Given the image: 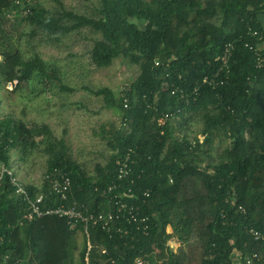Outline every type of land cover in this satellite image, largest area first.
Listing matches in <instances>:
<instances>
[{
    "label": "trees",
    "instance_id": "16d2710c",
    "mask_svg": "<svg viewBox=\"0 0 264 264\" xmlns=\"http://www.w3.org/2000/svg\"><path fill=\"white\" fill-rule=\"evenodd\" d=\"M56 2L52 13L32 0H0V87L47 78L71 90L38 53L23 56L7 40L11 14L12 28L21 15L43 43L81 29L97 34L89 51L94 68L121 59L139 73L118 96L107 87L85 89L119 120L100 128L110 155L94 174L70 158L48 125L9 116L0 117V164L10 167L14 150L22 160L39 150L47 167L40 187L24 185L31 198L42 193L46 204L60 203L45 178L57 169L70 179L68 204L106 213L101 192L113 182L119 187L111 194H123L137 221L90 225L87 253L82 224L70 228L55 216L20 224L27 205L5 177L0 264H233L235 252L262 254L246 229L264 230V0H96L89 15ZM187 114L199 116L201 140L176 135ZM123 162L128 174L118 181Z\"/></svg>",
    "mask_w": 264,
    "mask_h": 264
},
{
    "label": "rangeland",
    "instance_id": "374dc122",
    "mask_svg": "<svg viewBox=\"0 0 264 264\" xmlns=\"http://www.w3.org/2000/svg\"><path fill=\"white\" fill-rule=\"evenodd\" d=\"M40 3L49 12L58 11L56 0H32ZM65 9L78 14L92 13L96 0H59ZM13 14L9 16L7 40L19 45L23 56L38 53L54 68L61 84L70 91L61 90L55 80L47 78L31 79L18 89L12 85L0 87V117L9 116L26 124H46L56 138L64 139L67 153L88 175L94 174L95 165H105L110 151L101 139L100 128L108 122H119L117 112L106 109L102 98L96 97L85 89L96 90L107 87L116 96L138 75L136 64L116 59L107 68H94L89 61V51L99 35L81 29L51 44L43 43L41 35H29L31 27ZM202 124L198 115L187 114L176 124V135H186L189 139L199 136ZM36 140H39L37 138ZM214 146L218 147L216 141ZM14 150L10 153V167L15 176L24 184L40 187L47 167V155L33 150L25 160Z\"/></svg>",
    "mask_w": 264,
    "mask_h": 264
},
{
    "label": "built area",
    "instance_id": "2783aa9c",
    "mask_svg": "<svg viewBox=\"0 0 264 264\" xmlns=\"http://www.w3.org/2000/svg\"><path fill=\"white\" fill-rule=\"evenodd\" d=\"M26 13V12H25ZM229 48L225 49L223 54L222 63L226 67L227 58L229 57ZM203 82H206L204 79ZM184 95L182 94L181 97ZM120 164V163H119ZM128 166L126 162L121 163L118 168L117 180L120 181L128 174ZM8 178V186L13 190L15 196L21 198L23 203H26L27 210L22 217V221L30 222L36 218H42L44 216H55L63 218L67 221L70 228H75L78 224L83 226V234L86 239V252L91 249L90 236L88 227L101 226L103 229L109 225L112 221L123 219L128 222H136L137 214L135 209L123 200L122 196L111 194L113 190L117 189L115 183H110L106 189H103L101 194L108 197L109 210L106 213H97L87 210L84 207L77 206L75 203H67V193L69 192L70 179L65 172L54 169L45 178L48 180L50 190L53 196H55L60 203L58 204H46L47 199L42 193L35 194L31 198L28 191L24 188V184L15 176L11 167H5L0 164V184L4 178ZM239 210H243L240 206ZM143 221V219L141 220ZM120 229L116 232L118 233ZM246 234L249 235L253 241L258 242L262 246V254L251 253L247 256H241L240 253L235 252L233 258V264H264V230H258L253 226H249L246 229ZM86 253V255H87ZM104 254L105 251L102 250ZM87 262V258L85 257ZM88 264V263H86ZM135 264H144L141 260H136Z\"/></svg>",
    "mask_w": 264,
    "mask_h": 264
},
{
    "label": "crops",
    "instance_id": "0c3cea01",
    "mask_svg": "<svg viewBox=\"0 0 264 264\" xmlns=\"http://www.w3.org/2000/svg\"><path fill=\"white\" fill-rule=\"evenodd\" d=\"M262 24H263V28H264V17L262 18ZM263 46H264V39H263ZM168 230L170 231V228L168 227ZM169 247L171 248V249H173V250H176L177 249V247H178V244L177 243H175V242H170L169 243Z\"/></svg>",
    "mask_w": 264,
    "mask_h": 264
}]
</instances>
